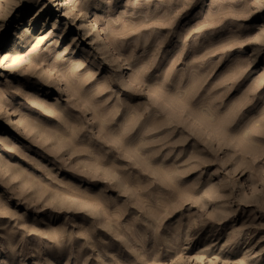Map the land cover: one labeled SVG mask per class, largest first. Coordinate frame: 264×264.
<instances>
[{
  "label": "rangeland",
  "instance_id": "obj_1",
  "mask_svg": "<svg viewBox=\"0 0 264 264\" xmlns=\"http://www.w3.org/2000/svg\"><path fill=\"white\" fill-rule=\"evenodd\" d=\"M0 264H264V0H0Z\"/></svg>",
  "mask_w": 264,
  "mask_h": 264
}]
</instances>
